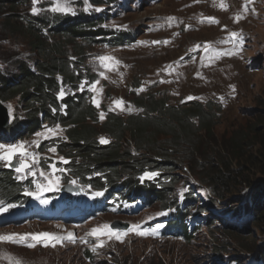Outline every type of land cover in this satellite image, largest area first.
<instances>
[{
    "label": "rangeland",
    "instance_id": "374dc122",
    "mask_svg": "<svg viewBox=\"0 0 264 264\" xmlns=\"http://www.w3.org/2000/svg\"><path fill=\"white\" fill-rule=\"evenodd\" d=\"M2 1L0 75L5 78L18 71L16 65L19 62L34 71L36 60L40 59L39 54L24 46L19 37L8 36L11 31L1 28V22L7 15L16 16L15 21H20L23 27L27 24L26 18L36 15L32 12L33 7L37 8V12H44L46 17L47 12L71 19L81 15L102 16L105 17L103 28L125 37L119 47H110L111 43L76 40V48L69 50L66 57L67 71L54 76L53 99L55 93L61 90L64 96L82 98L81 94H84L96 108L95 118L99 124L108 113L139 116L142 110L136 104H143L149 99L171 107L190 101L202 105L211 103L212 111H218L216 116L220 118L214 134L221 141H227L228 135L233 132L231 129L249 128L253 122L249 120L258 115L259 109L264 106V0H120L111 7L96 6L104 0H37L35 5L33 0H18L17 6L13 2V12ZM57 5L69 7L71 11H53ZM209 17H214L219 23L208 22ZM237 17H241L238 22ZM46 31V35L44 32L41 35L51 42L48 29ZM232 32L238 37H231ZM206 47L208 51H205ZM100 57L114 59L101 61ZM80 72L85 79L77 86L74 84L79 80ZM58 82L69 87H61L57 92ZM115 101L123 103L117 106ZM3 104L8 109L10 120H22L27 112L24 110L25 103L18 98ZM144 111L150 112L148 109ZM170 118L166 115L160 118L159 123L156 121L149 125L167 136L172 132L166 128ZM49 129L52 131L49 132ZM129 140L127 134L120 144L134 151L133 142ZM7 142L0 143L21 146L20 151L27 153L26 156L17 155L12 162L19 165L21 160H27L31 167L22 173L10 171L14 173L12 182L22 187L17 192V200L21 202L14 205H6L9 203L7 200L1 202L4 210L0 213L13 212L12 207L30 200L32 204L53 203L63 186L74 185L64 169L65 163L60 160L64 155L56 147V144L66 142L65 128L50 123L30 136ZM53 147L55 152L49 150ZM4 151L0 150V154ZM6 167V161L0 160V176L5 175L2 174L4 170H10ZM182 167L166 175L167 192L175 194L179 203H182L188 185L191 187L189 191L201 199L205 194H214V186L203 181L204 177H213L214 171L195 170L194 166L185 168L184 164ZM243 171L242 180L254 181L264 176L262 170ZM153 178L160 180L157 175ZM240 182L230 183L234 186ZM37 184L43 185L44 190L38 189ZM50 184L52 187L49 189ZM199 188L202 191H198ZM246 188L243 185L236 193L243 197ZM87 192L93 191L87 189ZM27 194L28 200L23 201ZM0 198L4 200V196ZM113 200V203L105 205L108 210L78 224L38 220L1 226L0 235L51 233L61 239L54 247L48 242H35L31 236L27 243H34V247L25 243L0 242V264H17V261L19 264H235L238 261L244 264L248 254H252L255 246L262 245L264 241V229H260L258 223L248 228L249 233L228 234L223 227L214 230L215 225H205L201 221L205 216L197 209L191 212L198 227L189 232V240H173L164 228L166 213L159 203L153 201L152 205L135 211L134 206L128 205L129 196L114 195ZM115 221L128 224L133 231L121 235L120 239L114 235L98 234L104 236L107 246L95 243L93 239L96 235L91 234L92 230L102 229ZM69 233L73 234L72 238H65Z\"/></svg>",
    "mask_w": 264,
    "mask_h": 264
},
{
    "label": "trees",
    "instance_id": "16d2710c",
    "mask_svg": "<svg viewBox=\"0 0 264 264\" xmlns=\"http://www.w3.org/2000/svg\"><path fill=\"white\" fill-rule=\"evenodd\" d=\"M4 1L10 12L15 9V3L18 5V0L2 2ZM46 14L47 17L41 13L39 16L26 18L27 24L24 27L20 21H15L17 17L13 15L5 16L1 22V28L11 31L8 36L19 37L24 46L40 56L36 60L35 73L23 62H19L16 73L6 78L0 75V101L18 98L25 103L24 110L27 111L23 121L14 120L6 131L16 135L22 129L32 134L40 130L44 122H59L58 125L65 128L66 137V144L59 151L70 161L68 168L76 182L84 186L99 187L100 179H105L109 183L105 188L114 190L115 184L121 181L119 186L127 194L130 193L127 196L135 198L161 200L165 197L169 201V197L163 192L157 195L154 191L137 186L134 181L146 171L181 170L183 164L186 165L185 168L194 166L195 170H212L215 172L214 176L204 177L203 181L214 186V195L219 201L234 202L239 194L236 193L237 189L243 185L248 187L250 191L243 198V215L239 221L258 223L260 229H264V176L254 181L242 180L245 173L243 170H262L264 173V106L259 109L258 115L248 118L253 121L249 128L232 127L233 132L228 135L227 141H221L214 134L217 131V121L220 120L216 116L218 111H212L210 104L204 106L195 102L171 107L149 99L143 104H137L150 110L149 113L141 111L139 116L129 117L107 114L99 124L95 118L96 111L85 99H80L79 102L64 99L61 105L57 102L55 104L53 92L54 76L67 71L66 57L69 50L76 48L75 41L80 39L87 43H98L104 37L105 30L99 27L102 24L101 17L88 18L81 15L71 19L66 15L51 17ZM18 18L22 19L20 16ZM46 29L52 38L51 42L41 35V30ZM62 106L66 115L62 114L60 118L54 115L51 118L52 108L60 113ZM166 115L171 117L166 128L172 131L167 136L149 125L151 122L159 123L160 118ZM39 117H42V122ZM127 134L129 141L133 142L134 151L120 144ZM102 138L107 143H102ZM237 180L241 182L231 185V181ZM0 188L10 201L15 199L17 189L11 180H3ZM187 200L185 198V202ZM188 202L197 204L199 201L190 199ZM182 215H177L179 219L176 222H182L186 218ZM253 251L258 254L259 264H264V249L256 247Z\"/></svg>",
    "mask_w": 264,
    "mask_h": 264
},
{
    "label": "clouds",
    "instance_id": "9594fccd",
    "mask_svg": "<svg viewBox=\"0 0 264 264\" xmlns=\"http://www.w3.org/2000/svg\"><path fill=\"white\" fill-rule=\"evenodd\" d=\"M98 5L102 6V4H98ZM82 16H84V15H82ZM85 17L89 18V16H85ZM91 17H93V16H91ZM46 34H47V31L45 32V35ZM124 38L125 37L123 36V38H120L121 40H118L119 46L123 45ZM34 72L35 71H33V73ZM77 74H79V73H77ZM84 77L85 76L80 72L79 80L74 85L79 86L84 81V79H85ZM82 95L83 94H81V96ZM82 98H83V96H82ZM82 98L75 96V99L77 100V102H79L80 99H82ZM54 100H55V96H54ZM71 100L73 101V99H71ZM193 102H195V101H190L189 103H193ZM195 103H198V102H195ZM208 104H210L212 106L211 103H207L204 106H207ZM182 105H186V103L182 104ZM182 105H180V106H182ZM136 106H139V105L136 104ZM139 107H141V106H139ZM53 109L55 110V108H53ZM140 109L142 111L147 110L146 108L145 109L140 108ZM113 114H116V113H113ZM55 115L58 118L62 117V113L59 114L57 111H56ZM63 115L65 116L66 113H63ZM53 116L54 115H51V118ZM23 119L19 120L17 122H21V121H23ZM39 121L42 122V117H39ZM49 123L50 122H44V123H42V125L49 124ZM55 124H59V122H57ZM40 130H38V131H40ZM38 131H36V132H38ZM36 132H34V133H36ZM34 133H32V134H34ZM30 135L31 134L27 133V135H24V136H30ZM64 144H66V143L60 144L58 146V149L63 148ZM60 153H62V152L60 151ZM62 154L65 157V154L64 153H62ZM169 172H172V171H170L169 169L151 170L149 173H156L157 176L160 177L159 181L157 180V178H153L154 176L149 177L148 180H142L140 178L141 177L140 176L134 181L135 183H137V186L139 188H145L149 191H154L155 193H157V195H158V193H162V192L165 193V196L169 197V201H167L165 199V197L161 200L160 199L152 200L150 197H149V199H143L141 197L135 198V197L129 195L130 203L128 205L134 206L135 211H139L144 206L152 205L153 201H155V203H159L161 206H163L162 211L164 213H166L165 219L163 220L164 228L169 231L167 235H169V237L173 240L187 242L189 240V237H190L189 232L191 230L195 229L196 227H198L197 226L198 222L196 220V217L191 212L194 209H197L201 215L205 216L203 218V220H201L203 223H205V225H207V226L215 225V227L213 228L214 230H220V228L223 227L224 229H226L225 232L228 234L229 233L231 234L232 232L249 233L248 228L253 226V223H251V222H240L239 221V218L243 215V212H242V205H244L243 198H244L245 194L250 191L248 189V187L246 188L245 192L246 191L247 192L245 194H243V197L242 196L240 197L239 196L240 194H238L236 196L237 200H235L234 202L228 203L226 201H219L220 199L217 196H215L214 194L212 196H208L207 194H205L204 199H201L200 196H197V194L191 193L189 191L191 187L188 185V186H186L185 193L182 196V203H179L178 198L176 197L175 194H173L172 192H170V193L167 192L168 188L166 186V183H167L166 175ZM2 174H5V175L0 176V185H1V182L5 179H10L12 182L10 172L4 171ZM136 175L137 174H135V176ZM12 183H13L14 187L17 189L18 186L14 182H12ZM104 184L107 186L109 183L107 181H105ZM120 184H121V181H120V183H116L115 186L116 185L119 186ZM100 187H101V185L99 186V188ZM117 188H121L122 191H125L123 187L119 186ZM197 190L202 191L200 188ZM0 193L4 194V191H2L1 188H0ZM125 193H126L125 194L126 197H128L127 195L130 194V193L127 194L126 191H125ZM125 195H123V192H122V196H125ZM143 195H145V194H143ZM3 196H4V198H6L5 195H3ZM185 198H187L188 200L196 199L199 202L197 204L196 203H189L188 200L185 202ZM6 199H7V201H9V204H14V203L18 202V200H17L18 195H16V197L13 201H10L8 198H6ZM216 200H217V202H216ZM228 205H230V206H228ZM179 213L183 214L182 216H186V218L182 222H176L179 219V217H177V215ZM232 215H235L234 219L232 218ZM45 222H47V221H45ZM66 225H73V223H68ZM108 226H110L113 230L119 229V230H121V232L129 229L128 224L118 222V221L112 222L110 225L108 224ZM93 240L95 241V243H104L105 246H107L106 241L104 240V236L96 235V237ZM66 242L70 243L67 240H66ZM112 242L118 243V242H114V241H112ZM119 246H121V244H119ZM256 247H257V249L258 248L264 249V241H263L262 245L256 246ZM26 249H28V251H29V248H26ZM221 249H223V248H221ZM102 251H104V250L102 249ZM248 255L249 256L247 258V262H244V264H246V263L247 264H259V262L257 260L258 254H256L255 251H252V254L249 253ZM235 264H240V263L238 261V262H235Z\"/></svg>",
    "mask_w": 264,
    "mask_h": 264
},
{
    "label": "snow or ice",
    "instance_id": "6c2138e0",
    "mask_svg": "<svg viewBox=\"0 0 264 264\" xmlns=\"http://www.w3.org/2000/svg\"><path fill=\"white\" fill-rule=\"evenodd\" d=\"M249 2H250V0H249ZM36 3H37V0H33V4L35 5ZM221 7L223 8L224 5L221 4ZM245 10H247L246 6H245ZM37 11H38L37 8L33 7V9H32L33 14H36ZM53 11L68 12V11H71V9L69 7H64V6L57 5L56 7L53 8ZM239 18H241V17H237V22H238ZM169 19L171 20V19H174V18H169ZM207 19H208V22H210V23H219V21L215 20L214 17H209ZM225 28H226V26H225ZM185 30H187V28ZM230 35L233 38H237L238 37V34L235 33V32H232ZM239 38L242 39V37H239ZM154 43H159V42H154ZM197 47H199V45H197ZM205 51H208L207 47L205 48ZM113 59L114 58H111V57H100L101 61H111ZM116 63L118 64L119 62L117 61ZM105 67L107 68L108 65L105 64ZM101 75H103V73H101ZM96 83H98V81ZM58 95H59L60 98H63V96H64L63 90H61ZM187 99H192V97H188ZM114 103H116L117 106H120L123 103V101H115ZM97 106H99V105L97 104ZM101 119H103V116H101ZM51 131L52 130L49 129V132H51ZM101 142L102 143H107V141L104 140L103 138L101 139ZM20 148H21V146H18V145L0 144V150H5L3 154H0V160L6 161V166H11L13 159L17 155H23V156L27 155L26 152L20 151ZM49 150L51 152H55L56 151V149L54 147L49 149ZM60 160L62 162H64V163H68V161L64 160L63 157H61ZM34 162L35 161H33V163ZM30 167H31V165L27 162V160H21L19 165L16 167L15 170L18 173H22V172L27 171ZM41 175H43V173H41ZM155 175H157V174L156 173H145V177H147V176H155ZM143 178L144 177H141V179H143ZM51 187H52V184H50L48 186L49 189ZM37 188L40 189V190H44V186L43 185L37 184ZM29 194L31 195L32 193H29ZM101 194L102 193H100V192L95 193V195H97V196H99ZM130 231H133V229H127V230L121 232V230H119V229L113 230L110 226L105 225V226H103L102 229H93L91 234L92 235L108 234L109 236H113L114 235L117 239H120L121 235H126ZM140 234H143V233H140ZM72 235H73L72 233H69L68 236L65 237V238L71 239ZM29 236H31V239L33 241H35V242H41V243L48 242V243H51V245L53 247L55 246V243L61 239L60 237H56V236H54L51 233L24 234V235L13 233V234H7V235H0V242L25 243L26 246H28V247H34L35 246L34 243H27V239H28ZM45 246H47V243H45ZM93 251H95V247L93 248ZM17 264H19L18 261H17Z\"/></svg>",
    "mask_w": 264,
    "mask_h": 264
},
{
    "label": "water",
    "instance_id": "95a60500",
    "mask_svg": "<svg viewBox=\"0 0 264 264\" xmlns=\"http://www.w3.org/2000/svg\"><path fill=\"white\" fill-rule=\"evenodd\" d=\"M6 122V111L5 109L0 105V127H3Z\"/></svg>",
    "mask_w": 264,
    "mask_h": 264
}]
</instances>
